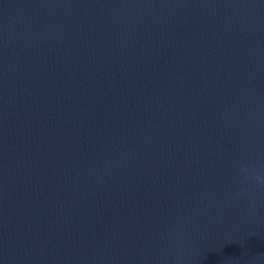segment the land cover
Masks as SVG:
<instances>
[{"label": "water", "instance_id": "95a60500", "mask_svg": "<svg viewBox=\"0 0 264 264\" xmlns=\"http://www.w3.org/2000/svg\"><path fill=\"white\" fill-rule=\"evenodd\" d=\"M264 208V0H155Z\"/></svg>", "mask_w": 264, "mask_h": 264}]
</instances>
